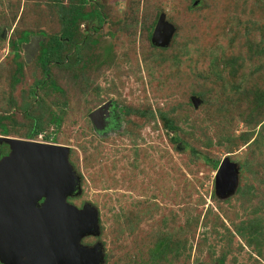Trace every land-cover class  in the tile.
Listing matches in <instances>:
<instances>
[{"label": "rangeland", "instance_id": "374dc122", "mask_svg": "<svg viewBox=\"0 0 264 264\" xmlns=\"http://www.w3.org/2000/svg\"><path fill=\"white\" fill-rule=\"evenodd\" d=\"M75 3L91 17L58 49ZM161 14L175 28L164 48ZM2 128L69 148V202L99 219L81 244H100L103 264H264V0H0ZM226 157L238 183L221 196Z\"/></svg>", "mask_w": 264, "mask_h": 264}, {"label": "water", "instance_id": "95a60500", "mask_svg": "<svg viewBox=\"0 0 264 264\" xmlns=\"http://www.w3.org/2000/svg\"><path fill=\"white\" fill-rule=\"evenodd\" d=\"M174 32L161 14L151 42L167 47ZM38 46L39 39L32 37L25 46L30 53L25 56L27 61ZM191 99L196 107V99ZM103 109L106 105L90 118L94 120ZM3 146L9 152L1 157ZM238 172L239 167L227 157L219 163L215 175L218 195L235 190ZM79 192L80 179L69 162L67 146L0 135V263L103 264L100 244H81L83 238L99 234L97 210L90 205L78 209L66 201Z\"/></svg>", "mask_w": 264, "mask_h": 264}, {"label": "trees", "instance_id": "16d2710c", "mask_svg": "<svg viewBox=\"0 0 264 264\" xmlns=\"http://www.w3.org/2000/svg\"><path fill=\"white\" fill-rule=\"evenodd\" d=\"M80 1L81 3H84V0H78ZM67 8H69V14L66 18H64V23L66 25V30L64 31V33L60 36V40L57 41L56 38H53L50 42L51 43H58L57 47L59 49V46H62L60 43L62 41V39L64 40V38L66 39H70L71 36L73 35V31L76 30L79 26V24H81L84 20H87L88 17H91L90 16V12L89 13H86L84 14V12H82L81 10V6H78L77 7V3H75V5H68ZM92 15L95 14V11H92L91 12ZM44 36V35H43ZM45 38V36H44ZM22 42V41H21ZM50 43V44H51ZM54 50L55 49H52L51 48H48L46 46H42L41 47V51L39 53V58L38 60L40 61V64L42 66V70L46 72V74H48V70H47V61L52 59L53 56L55 55L54 53ZM260 95L256 96L259 97ZM258 111V110H257ZM57 119H55V122H56ZM37 130H35L33 133H32V136L36 135L37 134ZM7 130L5 128H2L0 130V135L1 136H8L7 135ZM9 137V136H8ZM215 169L217 168V163L213 164ZM86 238V237H85ZM158 249H165V246L164 244H161L159 246ZM165 252V250L162 251V253ZM161 253V254H162ZM160 254V255H161Z\"/></svg>", "mask_w": 264, "mask_h": 264}, {"label": "flooded vegetation", "instance_id": "af4514ba", "mask_svg": "<svg viewBox=\"0 0 264 264\" xmlns=\"http://www.w3.org/2000/svg\"><path fill=\"white\" fill-rule=\"evenodd\" d=\"M32 37H37L38 39H39V43L41 42V41H43L44 40V36L43 35H35V36H32ZM31 37V38H32ZM43 37V39H41ZM30 38V39H31ZM27 45V44H26ZM25 45V46H26ZM25 46H24V51H25ZM30 54V53H29ZM29 54H27L26 52H25V56L26 55H29ZM32 55V54H31ZM103 105H106V109H103V112L102 113H100V119H99V121L97 122V125H96V122H95V119L93 120V118H90V120L92 121V122H94V124L97 126V127H100V125L101 124H105V123H110L109 122V119H110V117H111V113H112V110H113V108H111V103H109V102H106V103H104ZM103 105H101L99 108H101ZM99 108H97V109H99ZM96 109V110H97ZM99 115V114H98ZM95 117H97V115L95 116ZM71 197H74V195H70V196H68L67 198H66V201H67V203H69V204H71L70 202H69V200L71 199ZM44 201V199L42 198L40 201H39V205L42 203ZM84 239V238H83ZM83 239L81 240V242L83 241ZM0 264H2V263H0Z\"/></svg>", "mask_w": 264, "mask_h": 264}, {"label": "bare ground", "instance_id": "6f19581e", "mask_svg": "<svg viewBox=\"0 0 264 264\" xmlns=\"http://www.w3.org/2000/svg\"><path fill=\"white\" fill-rule=\"evenodd\" d=\"M100 114L99 115H97V117L95 118V122H96V125H97V122L99 121V119H100Z\"/></svg>", "mask_w": 264, "mask_h": 264}, {"label": "built area", "instance_id": "2783aa9c", "mask_svg": "<svg viewBox=\"0 0 264 264\" xmlns=\"http://www.w3.org/2000/svg\"><path fill=\"white\" fill-rule=\"evenodd\" d=\"M38 142H41V141H38ZM42 143V142H41Z\"/></svg>", "mask_w": 264, "mask_h": 264}]
</instances>
